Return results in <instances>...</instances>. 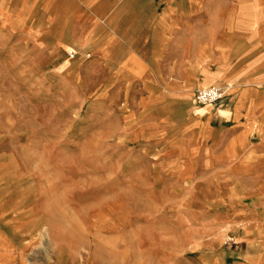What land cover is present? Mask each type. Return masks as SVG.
Segmentation results:
<instances>
[{
  "label": "crops",
  "instance_id": "obj_1",
  "mask_svg": "<svg viewBox=\"0 0 264 264\" xmlns=\"http://www.w3.org/2000/svg\"><path fill=\"white\" fill-rule=\"evenodd\" d=\"M5 59L34 86L125 91L128 144L189 203L131 221L128 264L147 245H172L160 264H264V0H0ZM208 86L222 97L198 103ZM11 245L0 227V264H25Z\"/></svg>",
  "mask_w": 264,
  "mask_h": 264
},
{
  "label": "rangeland",
  "instance_id": "obj_2",
  "mask_svg": "<svg viewBox=\"0 0 264 264\" xmlns=\"http://www.w3.org/2000/svg\"><path fill=\"white\" fill-rule=\"evenodd\" d=\"M9 67L5 59L0 227L15 240L11 260L128 264L133 251L122 245L128 224L172 225L173 211L189 203L174 201L184 191L167 183L164 170L150 168L153 159L140 154V143L128 144L125 91L103 97L92 89H46ZM163 248L172 251V245H147L146 264H160Z\"/></svg>",
  "mask_w": 264,
  "mask_h": 264
},
{
  "label": "built area",
  "instance_id": "obj_3",
  "mask_svg": "<svg viewBox=\"0 0 264 264\" xmlns=\"http://www.w3.org/2000/svg\"><path fill=\"white\" fill-rule=\"evenodd\" d=\"M73 52L69 51L68 56L72 57ZM223 95V90L218 86H208L196 90L194 98L200 104L216 103Z\"/></svg>",
  "mask_w": 264,
  "mask_h": 264
}]
</instances>
